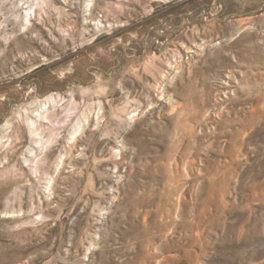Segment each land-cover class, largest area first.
Wrapping results in <instances>:
<instances>
[{"label":"rangeland","instance_id":"obj_1","mask_svg":"<svg viewBox=\"0 0 264 264\" xmlns=\"http://www.w3.org/2000/svg\"><path fill=\"white\" fill-rule=\"evenodd\" d=\"M0 264H264V0H0Z\"/></svg>","mask_w":264,"mask_h":264},{"label":"bare ground","instance_id":"obj_2","mask_svg":"<svg viewBox=\"0 0 264 264\" xmlns=\"http://www.w3.org/2000/svg\"><path fill=\"white\" fill-rule=\"evenodd\" d=\"M35 1V0H34ZM32 10V9H31ZM31 13V12H30ZM28 15V14H27ZM28 17V16H27ZM27 20V19H26Z\"/></svg>","mask_w":264,"mask_h":264}]
</instances>
